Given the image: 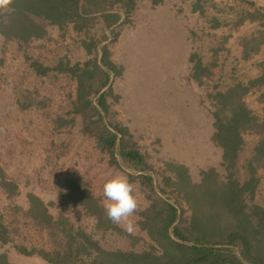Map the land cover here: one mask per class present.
Wrapping results in <instances>:
<instances>
[{"label": "rangeland", "instance_id": "rangeland-1", "mask_svg": "<svg viewBox=\"0 0 264 264\" xmlns=\"http://www.w3.org/2000/svg\"><path fill=\"white\" fill-rule=\"evenodd\" d=\"M5 12L0 10V20ZM262 23L264 0H206L201 11L194 10L192 0H137L115 41L107 31L104 44L119 72L111 74L103 89L111 88L104 120L125 127L128 143L145 155L153 168L154 193L138 174L130 176L132 170L118 156L112 162L97 139L83 130V116L75 110L74 75L61 69L93 57L82 45L84 35L71 26L55 25H47L42 37L27 42L0 33V212L14 243L45 248L52 243L27 215L30 193L44 202L54 219L62 215L106 249L150 248L151 240L139 225L140 213L161 196L160 188L189 214L183 189L200 183L204 171L213 169L219 181L227 176L222 149L212 141L214 103L208 95L263 72ZM192 56L208 69L199 72V81L193 78ZM34 62L51 70L41 74ZM93 80L98 84L99 75ZM262 91L252 89L243 98L259 115ZM244 138L241 177L246 176L243 165L257 140L253 133ZM115 174L127 177L138 202L131 234L123 225H118L121 233L96 229L95 217L63 194L71 183L81 185L104 206L103 183ZM176 177L184 179L185 188H177ZM254 201L264 206V181ZM0 254L12 264H50L19 253L13 243L0 242Z\"/></svg>", "mask_w": 264, "mask_h": 264}, {"label": "trees", "instance_id": "trees-1", "mask_svg": "<svg viewBox=\"0 0 264 264\" xmlns=\"http://www.w3.org/2000/svg\"><path fill=\"white\" fill-rule=\"evenodd\" d=\"M152 1L158 3L161 0ZM192 1L194 10L201 11L206 0ZM136 2L13 0L4 13L6 18L0 20V33L7 39L27 42L42 37L47 25H55L60 29L71 26L75 32L84 35L82 45L93 57L83 64L66 63L61 69L74 75L75 110L83 116V130L97 139L112 162H117L118 156L132 170L130 176L138 174L141 183L154 193L153 168L145 155L128 143L130 134L125 127L104 120L109 111L107 97L111 88L110 91L103 89L108 86L111 74L119 72L104 44L108 39L107 31L110 41H115L118 28L127 22ZM120 10L125 11V17ZM191 60L194 61L193 78L199 81V72L208 69L200 60H194V56ZM33 65L41 74L51 70L35 62ZM95 74L99 75L98 84L93 80ZM252 89H262L264 96V70L247 82H237L224 91L209 93L214 103L212 141L222 149L226 180H217L211 169L203 172L200 183L190 184L191 190L183 189L189 214H185L178 199H171L167 191L160 188L161 196L154 197L140 213L139 225L151 240L149 249H106L92 233L75 227L62 215L54 219L44 202L32 193L28 195L27 215L46 231L51 246L27 247L14 243L11 229L1 212L0 242L13 243L19 253L38 256L50 264H264V206L254 201L264 181V108L263 114L259 115L245 104L243 98ZM245 133L255 134L257 140L243 165L246 176L241 177L239 167ZM184 175L187 176L186 172ZM176 178L177 188H185L184 179ZM2 183L14 187L10 182ZM197 190L201 193L194 194ZM63 194L95 217L96 229L124 232L107 218L104 206L88 189L71 183ZM0 264L12 263L5 254H0Z\"/></svg>", "mask_w": 264, "mask_h": 264}, {"label": "clouds", "instance_id": "clouds-1", "mask_svg": "<svg viewBox=\"0 0 264 264\" xmlns=\"http://www.w3.org/2000/svg\"><path fill=\"white\" fill-rule=\"evenodd\" d=\"M13 0H0V10H6ZM104 209L107 218L117 225H123L131 234L135 224L131 219L138 209L133 185L127 177L115 174L106 179L102 186Z\"/></svg>", "mask_w": 264, "mask_h": 264}, {"label": "bare ground", "instance_id": "bare-ground-1", "mask_svg": "<svg viewBox=\"0 0 264 264\" xmlns=\"http://www.w3.org/2000/svg\"><path fill=\"white\" fill-rule=\"evenodd\" d=\"M156 90V89H155ZM155 92V91H154Z\"/></svg>", "mask_w": 264, "mask_h": 264}]
</instances>
